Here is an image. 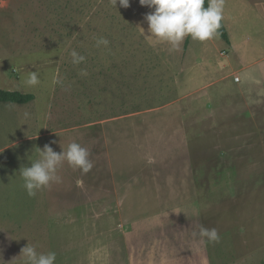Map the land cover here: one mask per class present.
<instances>
[{
	"label": "rangeland",
	"instance_id": "obj_1",
	"mask_svg": "<svg viewBox=\"0 0 264 264\" xmlns=\"http://www.w3.org/2000/svg\"><path fill=\"white\" fill-rule=\"evenodd\" d=\"M151 11L0 0V88L33 94L0 102V264H21L27 245L70 264L77 244L82 264H107L125 259L123 233L133 263L264 264V0H225L228 41L185 38L179 51L150 35ZM72 142L92 170L65 161L62 181L29 197L20 168Z\"/></svg>",
	"mask_w": 264,
	"mask_h": 264
},
{
	"label": "clouds",
	"instance_id": "obj_2",
	"mask_svg": "<svg viewBox=\"0 0 264 264\" xmlns=\"http://www.w3.org/2000/svg\"><path fill=\"white\" fill-rule=\"evenodd\" d=\"M119 5L127 8L130 0H118ZM117 9V0H111ZM141 6H146L153 11L145 14L144 19L148 23V30L157 42L169 44L170 50L179 51L186 37L192 40L209 41L219 34L224 19L225 0H139ZM109 40L104 37L96 39V47L109 45ZM72 63L79 65L86 57L72 50ZM86 75V73H84ZM26 83L29 86L40 84L39 75L33 71L29 74ZM27 115V113L25 114ZM90 152L77 142L68 145L58 153L46 144L43 149L38 147V158L31 161L30 166L21 167L20 176L23 179V187L29 197H35L37 192L49 187L52 183H60L62 178L57 174L58 169L66 161L73 169H79L87 174L93 168L89 159ZM196 233H194L195 235ZM198 235L206 238L207 242L216 243L220 235L215 228L199 226ZM21 264H55L56 253L37 252L35 246H25L19 254Z\"/></svg>",
	"mask_w": 264,
	"mask_h": 264
},
{
	"label": "crops",
	"instance_id": "obj_3",
	"mask_svg": "<svg viewBox=\"0 0 264 264\" xmlns=\"http://www.w3.org/2000/svg\"><path fill=\"white\" fill-rule=\"evenodd\" d=\"M11 115H12V117H15L14 112H12ZM6 116H4L1 119L0 126L4 125ZM13 142H14V136L12 137L11 143H13ZM113 244H116L115 250H116L117 255L123 254L126 256H125V259H122L119 257H114L113 259L108 261L107 264H144V261L140 260V259L137 263H133V257L134 256H133L132 251H131L132 247L128 244L126 233H123L119 237V239L116 240L115 243H113ZM120 245H122V246H121L120 251H118V248ZM112 248H114V246H112V245L105 246V250H104L105 256L109 255L108 252H110L112 250ZM84 249H85V246H79V244H77V245H74L73 247L71 246V249L66 251L69 254L70 264H82L83 263V261L85 259V255H82V253H83ZM93 264H106V263H105V261H99L97 263L93 262Z\"/></svg>",
	"mask_w": 264,
	"mask_h": 264
},
{
	"label": "trees",
	"instance_id": "obj_4",
	"mask_svg": "<svg viewBox=\"0 0 264 264\" xmlns=\"http://www.w3.org/2000/svg\"><path fill=\"white\" fill-rule=\"evenodd\" d=\"M205 7H207V0H205ZM222 39L228 41V32L227 29L222 21V26L219 29L218 34ZM190 38L186 37V41ZM185 41V42H186ZM33 94L31 93H22L18 90H7L0 88V102H10V103H17V104H25L32 100Z\"/></svg>",
	"mask_w": 264,
	"mask_h": 264
},
{
	"label": "built area",
	"instance_id": "obj_5",
	"mask_svg": "<svg viewBox=\"0 0 264 264\" xmlns=\"http://www.w3.org/2000/svg\"><path fill=\"white\" fill-rule=\"evenodd\" d=\"M236 79H238V78H236Z\"/></svg>",
	"mask_w": 264,
	"mask_h": 264
}]
</instances>
